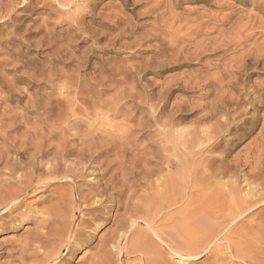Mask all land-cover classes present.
Instances as JSON below:
<instances>
[{"label": "rangeland", "instance_id": "obj_1", "mask_svg": "<svg viewBox=\"0 0 264 264\" xmlns=\"http://www.w3.org/2000/svg\"><path fill=\"white\" fill-rule=\"evenodd\" d=\"M0 98V200L6 198L0 201V264L47 263L53 232L65 223L50 206L59 213L65 207L62 215L72 220L68 246L51 264H96L101 242L114 235L109 195L117 198V190H107L90 214L84 212L93 201L81 197L113 174L116 189L133 183L131 191L165 196V204L185 193L155 226L179 229L190 246L210 242L198 258L181 263L155 239L146 258L264 264V0H0ZM234 101L241 103L236 111ZM80 146H88L87 154ZM46 172L56 180L48 182ZM30 181L28 192L24 182ZM10 192L20 196L15 211L3 209ZM236 196L252 207L233 225L228 213ZM41 212L51 216L46 225ZM138 256L118 260L136 264Z\"/></svg>", "mask_w": 264, "mask_h": 264}, {"label": "bare ground", "instance_id": "obj_2", "mask_svg": "<svg viewBox=\"0 0 264 264\" xmlns=\"http://www.w3.org/2000/svg\"><path fill=\"white\" fill-rule=\"evenodd\" d=\"M62 3V2H61ZM70 4V3H69ZM72 4V3H71ZM70 7V6H69ZM155 7V6H154ZM77 22V21H76ZM112 23V22H111ZM130 31V30H129ZM120 32V31H119ZM133 35V34H132ZM228 52V51H227ZM259 54V53H258ZM196 56V55H195ZM258 57V56H257ZM238 58V57H237ZM254 62V61H253ZM237 68V67H236ZM217 69V68H216ZM247 71V70H246ZM213 75V74H212ZM233 78V77H232ZM230 80H231V77H230ZM215 83V82H214ZM237 83V82H236ZM219 89H221V88H219ZM240 89V88H239ZM213 91V90H212ZM233 95V94H232ZM231 95V96H232ZM134 97V96H133ZM231 98H233V97H230V99ZM1 99V98H0ZM74 99V98H73ZM237 100V99H236ZM75 101V100H74ZM73 101V102H74ZM238 101V100H237ZM237 101H234V103H236V106H235V111L237 110V109H239V107L238 106H240L238 103H240V102H237ZM244 103V102H243ZM227 105L228 104H231V103H226ZM241 104V103H240ZM39 106V105H38ZM41 106V105H40ZM119 106V105H118ZM82 107V106H81ZM108 107V106H107ZM143 108V107H142ZM226 108V107H225ZM82 109V108H81ZM84 111V110H83ZM142 111V110H141ZM215 111H217V110H215L214 109V112ZM225 111H227V109H225ZM95 112H97V111H95ZM222 113V112H221ZM225 113V112H224ZM96 114V113H95ZM152 114V113H151ZM225 114H227V113H225ZM224 114V115H225ZM243 115V114H242ZM72 116H73V113H72ZM232 116V115H231ZM76 117V116H75ZM156 117V116H155ZM71 118V117H70ZM67 119V118H66ZM69 119V118H68ZM85 119V118H84ZM156 119V118H155ZM228 119V118H227ZM235 119V118H234ZM247 119V118H246ZM71 119H69V121H70ZM122 120V119H121ZM56 121V120H55ZM67 121V120H66ZM76 122V120H73V122ZM166 121V120H165ZM165 121H163V122H165ZM146 122V121H145ZM66 123V122H65ZM79 123V122H78ZM83 123V122H82ZM89 123V122H88ZM106 123V122H105ZM125 123V122H124ZM68 124V123H67ZM165 124V123H164ZM224 124H227V122L226 123H224ZM64 125V124H63ZM76 125V124H75ZM150 125V124H149ZM54 126V125H53ZM52 126V127H53ZM74 126V125H73ZM217 126V125H216ZM123 127V126H122ZM121 127V128H122ZM126 127V126H125ZM147 127V126H146ZM164 127V126H163ZM241 127V126H240ZM54 128V127H53ZM69 128V127H68ZM72 128H74V127H72ZM110 128V127H109ZM203 128V127H202ZM61 129V128H60ZM71 129V128H70ZM122 129H124V128H122ZM214 129V128H213ZM54 130V129H53ZM67 130V129H66ZM181 130V129H180ZM197 130V129H196ZM209 130H210V128H209ZM235 130H237V129H235ZM263 130H264V128H263ZM49 131H52V130H49ZM48 131V134H49V136L51 135L50 134V132ZM55 131V130H54ZM69 131V130H68ZM91 131V130H90ZM161 131V130H160ZM198 131V130H197ZM202 131V133H205V132H203V129L201 130ZM200 131V132H201ZM205 131H208V130H205ZM211 131V130H210ZM209 131V132H210ZM217 131V130H216ZM232 131V128L230 129V128H228L227 129V131L226 132H231ZM64 132H66L65 130H64ZM196 132V131H195ZM209 132H207V133H209ZM225 132V133H226ZM44 133V132H43ZM51 133H54V132H51ZM67 133V132H66ZM167 133V132H166ZM170 133V132H169ZM168 133V134H169ZM178 133V132H177ZM182 133V132H181ZM201 133V134H202ZM217 133V132H216ZM42 134V133H41ZM47 134V135H48ZM58 134H60V132H58ZM65 134V133H64ZM77 134V133H76ZM76 134H73L74 136L76 135ZM80 134V133H79ZM78 134V136H80ZM179 134V133H178ZM200 134V133H199ZM53 135V134H52ZM55 135V134H54ZM146 135V134H145ZM170 135V134H169ZM168 135V136H169ZM177 135V134H176ZM198 135V134H197ZM196 135V136H197ZM205 134H203V136H204ZM207 135V134H206ZM205 135V137H207ZM209 135V134H208ZM44 136V135H43ZM46 136V135H45ZM44 136V137H45ZM66 136V134L64 135V137ZM72 136V135H71ZM82 136V135H81ZM92 136H93V134H92ZM167 136V137H168ZM175 136V135H174ZM183 136H184V133H183ZM192 136V135H191ZM199 136V135H198ZM198 136H197V138H198ZM210 136V135H209ZM208 136V137H209ZM51 137V136H50ZM53 137V136H52ZM55 137V136H54ZM73 137V136H72ZM94 137H95V134H94ZM128 137V136H127ZM173 137V136H172ZM179 137H180V135H179ZM194 137V136H193ZM201 137H202V135H201ZM69 138H70V135H69ZM74 138V137H73ZM76 138V137H75ZM175 138H177L178 139V136L177 137H175ZM191 138V137H190ZM211 138V137H210ZM43 139V138H42ZM64 139H66V138H64ZM92 139V138H91ZM187 138L186 137H184V139H183V141L184 140H186ZM189 139V138H188ZM193 139V138H192ZM200 139V138H199ZM205 139H207V141H208V138H205ZM204 139V140H205ZM37 140V139H36ZM39 140H41V139H39ZM173 138H172V142H173ZM180 140H181V137H180ZM195 140V139H194ZM202 140H203V138H202ZM201 140V141H202ZM43 142H44V140H42ZM71 141V140H70ZM82 141V140H81ZM85 141V140H84ZM177 141V140H176ZM182 141V142H183ZM187 141V140H186ZM185 141V142H186ZM190 140H188L187 142H189ZM200 141V142H201ZM39 142V141H38ZM73 144H74V142L73 141H71ZM110 142V141H109ZM129 142V141H128ZM178 142V141H177ZM177 142H174L173 143V145L175 144V143H177ZM198 142V141H197ZM80 143V142H79ZM84 143V142H83ZM148 143V142H147ZM160 143V142H159ZM179 143H181V142H179ZM189 143H191V142H189ZM196 143V142H195ZM264 143V142H263ZM44 144V143H43ZM68 144H69V142H68ZM181 144H184L185 145V143L183 142V143H181ZM193 144V143H192ZM222 144V143H221ZM70 145H72V144H70ZM70 145H68V146H63L62 145V147H64L65 149H68V148H66V147H71ZM80 145H83L82 144V142H81V144ZM179 145V144H178ZM177 145V146H178ZM183 145V146H184ZM189 145V144H188ZM187 145V146H188ZM196 145V144H195ZM42 145H40L39 147H41ZM44 146V145H43ZM42 146V147H43ZM47 146V145H46ZM79 146V145H78ZM78 146H76V147H78ZM90 146V145H89ZM127 146V145H126ZM190 146V145H189ZM188 146V147H189ZM213 146V145H212ZM211 146V147H212ZM217 146V145H216ZM216 146H214V147H216ZM37 147V146H36ZM41 147V148H42ZM80 147H82V148H85V152L87 151V149L86 148H88V146L87 147H84V146H80ZM179 147V146H178ZM196 147V146H195ZM198 147V146H197ZM214 147H212L211 149H213ZM47 149L49 148V147H46ZM74 147H72V149H73ZM82 148H80V151H81V149ZM96 148V147H95ZM114 148V147H113ZM113 148H112V150H113ZM185 148V147H184ZM34 149V152H35V148H33ZM40 149V148H39ZM43 149V148H42ZM42 149L41 150H39L40 152L42 151ZM58 149H62V148H60V145H59V148ZM57 149V150H58ZM65 149H62V150H65ZM77 149V148H76ZM111 149V148H110ZM216 149V148H215ZM70 149H68L67 150V152L69 151ZM84 150V149H83ZM90 151H91V149H89ZM111 150V151H112ZM115 150H117L116 148H115ZM37 151H38V148H37ZM45 151V150H44ZM59 151V150H58ZM66 151V150H65ZM71 151V150H70ZM77 151V150H76ZM24 152V151H23ZM34 152H32L33 154H34ZM53 152H55L54 150H53ZM67 152H65V155H69V153L68 154H66ZM99 152V151H98ZM104 152H105V150H104ZM104 152H102V153H104ZM107 152V151H106ZM148 152H150V151H148ZM194 152H195V150H194ZM22 153V152H21ZM21 153H20V155H21ZM26 153H27V151H26ZM42 153V152H41ZM45 153H46V151H45ZM49 153H51V152H49ZM73 153H75V152H73L72 151V154ZM84 152H82V154H83ZM108 153V152H107ZM111 153V152H110ZM36 155L38 154V153H35ZM47 154V153H46ZM52 154V153H51ZM55 154V156H57L56 155V153H54ZM61 154H64L63 153V151H62V153ZM79 154V153H78ZM81 154V155H82ZM86 154H87V152H86ZM192 154V153H191ZM35 155V156H36ZM48 155V154H47ZM75 155V154H74ZM90 155H91V152H90ZM95 155H97V153H96V151H95ZM108 155V154H107ZM22 156H23V154H22ZM32 156V155H31ZM38 156H39V154H38ZM50 156V155H49ZM60 156V155H59ZM78 156V155H77ZM76 156V157H77ZM80 156V155H79ZM85 156V155H84ZM87 157H88V155H86ZM85 156V157H86ZM105 156V155H104ZM47 157V156H46ZM64 157V156H63ZM81 157V156H80ZM92 157V156H91ZM90 157V158H91ZM94 157H97V156H94ZM98 157H99V154H98ZM97 157V158H98ZM137 157V156H136ZM259 157V156H258ZM30 158H33V157H30ZM29 158V159H30ZM37 158V157H36ZM41 158V157H40ZM39 158V159H40ZM42 158H43V156H42ZM49 157H47V159H48ZM53 158V157H52ZM57 158V157H56ZM60 158H62V157H59V158H57L56 159V161L57 160H59ZM66 158V156L64 157V159ZM89 158V159H90ZM93 158V157H92ZM96 158V159H97ZM169 158V157H168ZM257 158V157H256ZM38 159V158H37ZM46 159V158H45ZM64 159H62L63 161H65ZM78 159H79V157H78ZM82 159H83V157H82ZM85 159V158H84ZM146 159V158H145ZM260 159V158H259ZM54 160V159H53ZM80 160H81V158H80ZM257 160H258V158H257ZM30 161V160H29ZM32 161H33V159H32ZM31 161V162H32ZM48 162H49V160H47ZM46 161V163H48ZM51 162H52V160H50ZM92 161H94L93 159H92ZM97 161V160H96ZM144 161V160H143ZM35 160H34V164H35ZM41 162V161H40ZM50 162V163H51ZM54 162V161H53ZM23 163V162H22ZM30 163V162H29ZM28 162L25 164V165H27L28 166V164H29ZM33 163V162H32ZM39 163V162H38ZM42 163V162H41ZM56 163V162H55ZM58 163V162H57ZM142 163V162H141ZM256 163V162H255ZM258 163H259V161H258ZM31 164V163H30ZM30 164H29V167H30ZM34 164H32V165H34ZM49 164V163H48ZM48 164H46L47 166H48ZM59 164V163H58ZM177 164H178V162H177ZM21 165V164H20ZM31 165V166H32ZM37 165V164H36ZM45 165V164H44ZM259 165V164H258ZM261 165V164H260ZM41 166V165H40ZM39 166V167H40ZM51 166V165H50ZM53 166H55L54 165V163H53ZM53 166H52V168H53ZM142 166V165H141ZM35 167H37V166H34V168ZM79 167V166H78ZM167 167V166H166ZM32 168V167H31ZM34 168H32V171H33V174H34V172H36V171H34ZM77 168V167H76ZM182 168V167H181ZM56 169V168H55ZM54 169V170H55ZM107 169V168H106ZM147 169V168H146ZM76 170V169H75ZM56 171V170H55ZM54 171V172H55ZM205 171L206 170H204V173H205ZM13 172V171H12ZM52 172V171H51ZM54 172H52L51 174H54ZM78 172H79V170H78ZM104 172V171H103ZM109 172H111V170L109 171ZM181 172V171H180ZM183 172V171H182ZM46 173H48V172H46ZM148 173H150V172H148ZM177 173H179V172H177ZM200 173V172H199ZM199 173H198V175H199ZM202 173V172H201ZM29 174H31V173H29ZM77 174V173H76ZM81 174H82V172H81ZM104 174V173H103ZM109 174V173H108ZM180 174H182V173H180ZM21 175V174H20ZM23 175H25L24 173H23ZM48 175H49V173H48ZM55 175V174H54ZM105 175V174H104ZM143 175V174H142ZM47 176V175H46ZM65 176H67V175H65ZM70 176V175H69ZM181 176H183V175H181ZM185 176V175H184ZM21 177L23 178V177H25V176H22L21 175ZM20 176H19V178H21ZM31 177V176H30ZM30 177L28 178V175H27V178L28 179H30ZM49 177V180H48V182L49 181H53L54 179H55V176L53 177V178H51L50 177V175L48 176ZM103 177V176H102ZM140 177V176H139ZM22 178H21V181H22ZM32 178V177H31ZM64 178V177H63ZM106 177H104V179H105ZM117 178V177H116ZM115 178V175L113 174V175H111L109 178H106V180L101 184V185H103L102 186V188H97V185L95 186L96 188H97V190L95 189H93L94 190V193H92L91 192V194L89 193V194H87V195H83L82 197H81V199L83 200V202H85V201H90V200H92L93 202L92 203H90V205L85 209V214H90L91 212L90 211H92L93 209L95 210V208L97 209V206L96 205H98V204H100V198L101 197H103L104 196V193L107 191V190H117V192H116V196H117V198H114V199H112L113 197H112V194L111 195H109V198H111V204L113 205V206H116V217L115 218H113L114 219V221L112 220V224H111V226H110V232L113 230V234L114 235H112V237L110 238V239H107V240H104V241H102L101 242V244H100V246H99V253H100V256L98 257V259H97V262H96V264H114L113 263V261H112V257H113V254H112V252H111V250L113 249L114 251H115V254L117 255L116 256V264H122L121 262L119 263V260H120V256L121 255H131V254H139V256H138V258L136 259V264H155V263H158V259L156 260L155 258L153 259L152 257L150 258H146L147 256H146V254L147 253H145V251H148L149 249L151 250V248L149 247V242L150 241H155V239L157 240V242L158 243H160L161 245H162V247H163V250H164V248L165 249H168V251H170V253H173L176 257H177V259H178V261L179 262H181V263H185L186 262V260H191V259H195L196 257L198 258L205 250H206V248H207V246H208V244L210 243V242H205V240H203V242L205 243V245L203 246V247H199V245H196V246H194V244L193 245H191L190 246V244H188L187 242H185L184 240H182L183 239V237L179 234V233H177L178 231H179V229H178V231L176 232V231H174V228L173 227H171V225H158V226H155V220L156 219H158L159 217H160V215H162L161 213L163 212V211H166V210H169L170 209V207L172 208V206H175V205H178L179 203H181V202H183V200L186 198L185 197V195L183 194V193H180V194H178V195H176L175 197H174V199H173V201H172V203L171 204H165V199H164V197L162 198L160 195L158 196V195H155V194H140V195H138L136 192H134L133 190L131 191V189H133L135 186L133 185V183H130V184H127V182L126 181H122V184H121V186L118 188V189H116V187H117V185H118V180ZM198 178V177H197ZM42 179V178H41ZM117 181H116V180ZM173 179V178H172ZM204 179V178H203ZM27 180V179H26ZM56 180V179H55ZM66 180H68V179H66ZM173 180H175V178L173 179ZM172 180V181H173ZM180 180H181V178H180ZM179 180V181H180ZM200 180V179H199ZM20 181V180H19ZM94 181V180H93ZM28 182V181H27ZM25 183L24 182V190L25 191H28V190H32L31 188H33L32 187V185H31V182L32 181H30L29 183ZM55 182V181H54ZM58 182V181H57ZM101 182V181H100ZM150 182V181H149ZM21 183V182H20ZM19 183V184H20ZM43 183V182H42ZM53 183V182H52ZM98 183H99V180H98ZM97 183V184H98ZM181 183H183L182 181H181ZM37 184V183H36ZM39 184H41V183H39ZM47 184H49V183H47ZM53 184H55V183H53ZM141 184V183H140ZM35 185V184H34ZM38 185V184H37ZM42 185V184H41ZM41 185H40V188H41ZM46 184H45V182H44V186H45ZM36 186V185H35ZM43 186V185H42ZM43 186V187H44ZM144 186V185H143ZM49 187V186H48ZM51 187V186H50ZM36 188V187H35ZM34 188V189H35ZM39 188V187H38ZM37 188V189H38ZM42 189V188H41ZM46 189L48 190V188L46 187L45 188V191H46ZM251 189V188H250ZM16 190V189H15ZM38 190H40V189H38ZM73 190V189H72ZM44 191V190H43ZM73 191H75V190H73ZM129 192L127 195H125L126 194V192ZM14 192V191H13ZM15 192H17V191H15ZM24 192V191H23ZM29 192V191H28ZM34 192V191H33ZM21 192H18V194H20ZM24 193H26V192H24ZM32 193V192H31ZM72 193V192H71ZM10 194H12L11 192H10ZM9 194V195H10ZM17 194V193H16ZM16 194H12V195H10V199H9V201H8V199L6 200V205H4V208L3 209H7V208H9L10 209V211L11 210H16L17 208H20L21 206H20V203L19 204H16V205H12V204H14V203H16V200H17V198L19 197L20 198V196H18V195H16ZM21 194H23V193H21ZM20 194V195H21ZM62 195H64L63 193H62ZM71 195V194H70ZM162 195V194H161ZM22 196V195H21ZM61 196V195H60ZM67 196V195H66ZM85 196V197H84ZM89 197V198H87V197ZM258 196V195H257ZM260 196V195H259ZM262 196H264V195H262ZM3 197H8V195H6V196H3ZM237 197V198H236ZM235 198H231V199H233V205L231 206L232 208L230 209V211H229V213H228V221L231 223V222H235L233 225H237L241 220H242V218H243V215L245 216L246 214V212H248L249 210H250V208L252 207H247L246 206V208H245V205L243 204V203H246V201H244V199H246V198H244V199H242V201H244V202H242L240 199H239V197L238 196H236ZM18 198V199H19ZM24 198V197H23ZM61 198V197H60ZM59 198V196H58V199H60ZM63 198H65V197H63ZM190 198V197H189ZM189 198L187 197V199L189 200ZM222 198V197H221ZM259 198V197H258ZM6 198H4V199H1L0 201H2V200H5ZM62 199V198H61ZM71 199V198H70ZM102 199V198H101ZM125 199V200H124ZM213 199V198H212ZM211 198L209 199V200H212ZM218 199H219V201H218ZM218 199H215L214 198V201H213V204H218L219 206H222V203H221V201H220V198H218ZM260 199V198H259ZM55 200H57V199H55ZM63 200V199H62ZM66 200V199H65ZM188 200H185V201H188ZM207 200V199H206ZM208 200V201H209ZM7 201H8V203H7ZM64 201V200H63ZM63 201H58V203H62ZM223 201V200H222ZM4 202V201H3ZM190 202V201H189ZM209 202H212V201H209ZM252 202V201H251ZM55 203H57V201L55 202ZM57 203V204H58ZM82 203V202H81ZM205 203H207V201H205ZM4 204V203H3ZM85 204V203H84ZM83 204V205H84ZM208 205H210L209 203H207ZM206 204V205H207ZM242 204L244 205V207L242 206ZM248 204V203H247ZM263 204V203H262ZM1 205V204H0ZM11 205V206H10ZM56 205V204H55ZM61 205H63V203L62 204H60L59 206H60V208L62 209L63 207H61ZM66 205V204H65ZM261 205V204H260ZM20 206V207H19ZM64 206V205H63ZM192 206H193V204H192ZM93 207V208H92ZM208 207V206H207ZM50 208H52L51 210H53L54 212H56L57 211V213H58V216H57V218L58 217H60L59 219L60 220H62V221H60V222H65L64 223V225H62V228L60 229V230H55V232H53V236H55V237H53V238H55L56 239V242L54 243V245H53V247H52V249H51V251H49V252H47L46 254V257H47V263L46 264H51L53 261H55L58 257H59V254H61L62 253V248L63 247H67L68 245V237L66 238V234L68 233L69 235H70V226L69 225H71L70 224V221H72V220H70L69 218H71V217H68L67 215H66V217H64V215H65V213H64V215H62V211L64 210V208H63V210L61 211V213H59L58 211L59 210H56V207H51L50 206ZM50 208L49 209H46V210H50ZM54 208H55V210H54ZM189 208V207H188ZM191 208V207H190ZM193 208H195V206H193ZM60 209V210H61ZM111 208H109V210H110ZM192 209V208H191ZM213 209V208H212ZM2 210V209H1ZM4 210V211H5ZM45 210V211H46ZM120 210H123L124 211V213L121 215V214H118V212L120 211ZM216 210V209H215ZM68 211H70V210H68ZM68 211H67V213H68ZM95 211H97V210H95ZM108 211V210H107ZM182 212L183 211H185V210H181ZM181 211H179L178 212V214H180V212ZM40 212V211H39ZM181 212V213H182ZM192 212H194V211H192ZM257 212H259V211H257ZM4 213V212H3ZM8 213V212H7ZM50 213V212H49ZM56 213V214H57ZM249 213V212H248ZM52 214V213H51ZM72 214H73V212H72ZM94 214V213H93ZM93 214H92V216H93ZM1 215V214H0ZM40 215L43 217L41 220H40V222L42 223V224H45L46 225V221H48V218H50V220H51V216L50 217H46V219L44 218L45 217V213H40ZM50 215V214H49ZM207 215V214H206ZM212 215V214H211ZM249 215V214H248ZM48 216V215H47ZM83 216H85L84 214H83ZM97 216V215H96ZM176 218V217H175ZM190 218H192V222L194 223V226H195V223H197L198 221H199V216H198V213H195V214H193L192 215V217H190ZM202 218V217H201ZM70 221H69V220ZM92 219H94V220H98V221H101L103 224H105V223H107V221H109V217L108 218H105V216L103 217V216H97V217H95V216H93V218ZM186 219V218H185ZM86 221V220H85ZM85 221L82 219L81 221H80V224H86L85 223ZM191 221V220H190ZM225 221V220H224ZM74 222V221H73ZM72 223V222H71ZM79 224V225H80ZM141 224H143V225H145V227L144 228H141ZM169 224V223H168ZM181 224V223H180ZM192 224V223H191ZM42 226V225H41ZM114 226H115V228H114ZM178 226V225H177ZM182 226V225H181ZM43 227V229L46 227H44V226H42ZM114 228V229H112L111 230V228ZM179 227V226H178ZM177 227V228H178ZM235 227V226H234ZM177 228H175V229H177ZM41 230V229H40ZM81 230V229H80ZM75 231V230H74ZM226 231V230H225ZM42 235V237L44 236V238H46V237H48L49 235L47 234V233H45V234H41ZM68 235V236H69ZM38 236L40 237V235L38 234ZM37 236V237H38ZM76 235H73V237H75ZM189 236V235H188ZM42 237H40V238H42ZM73 237H71V239L73 238ZM117 237V238H116ZM130 237H132L131 238V240L129 241V239H130ZM209 238V237H208ZM38 239V238H37ZM68 239V240H67ZM122 239H125V245L123 246V247H120V245H121V240ZM216 240V239H215ZM207 241V240H206ZM210 241V240H209ZM173 242H175V243H177V245L175 244V245H172V243ZM240 242V241H239ZM200 243V242H199ZM203 244V243H202ZM109 245H111L110 247H109ZM42 246V245H41ZM45 246V245H44ZM152 246V245H151ZM154 246V245H153ZM194 246V247H193ZM42 248H44V247H42ZM153 248H157V246H155V247H153ZM43 250V249H42ZM153 250H155V249H153ZM160 250H161V248H160ZM228 250V249H227ZM156 251V250H155ZM162 251V250H161ZM166 251V250H165ZM256 251V250H255ZM153 252V251H152ZM98 253V252H97ZM161 253V252H160ZM206 253V252H205ZM152 254V253H151ZM159 254V253H158ZM45 256V255H44ZM146 256V257H145ZM173 256V255H172ZM162 257V256H161ZM165 257V256H164ZM45 258V257H44ZM114 258V257H113ZM119 259V260H118ZM161 260V259H160ZM123 261V260H122ZM157 261V262H156ZM131 262V261H130ZM167 262V261H166ZM55 264V263H54ZM159 264V263H158Z\"/></svg>", "mask_w": 264, "mask_h": 264}]
</instances>
